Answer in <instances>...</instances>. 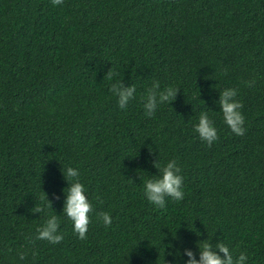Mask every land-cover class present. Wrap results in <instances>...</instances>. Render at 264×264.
Wrapping results in <instances>:
<instances>
[{"label": "trees", "instance_id": "1", "mask_svg": "<svg viewBox=\"0 0 264 264\" xmlns=\"http://www.w3.org/2000/svg\"><path fill=\"white\" fill-rule=\"evenodd\" d=\"M153 81L179 93L148 118ZM117 82L137 89L125 109ZM224 89L243 136L224 123ZM202 112L211 147L194 131ZM158 158L183 177L164 209L144 194ZM68 167L93 208L84 240L63 215ZM53 215L59 244L36 238ZM209 239L264 264V0H0V264H186Z\"/></svg>", "mask_w": 264, "mask_h": 264}, {"label": "clouds", "instance_id": "2", "mask_svg": "<svg viewBox=\"0 0 264 264\" xmlns=\"http://www.w3.org/2000/svg\"><path fill=\"white\" fill-rule=\"evenodd\" d=\"M53 5H61L63 0H51ZM116 73L111 68L105 79L113 80ZM255 80L247 82L248 87H253ZM110 91L118 99V105L121 109H125L130 100L135 98L137 91L134 84L132 86H125L122 82L114 83ZM179 90L172 87H167L161 90L159 81H153L152 86L147 89L146 95L142 98L144 106V114L148 118L155 115L158 105L164 104L171 100H175ZM236 89H224L219 92L218 105L223 114L224 123L236 135L243 136L246 129L244 128L245 118L241 109L243 104L236 100ZM194 131L199 135V138L206 141L209 147L214 141L218 139V132L212 120L209 119L207 113L202 112L199 116V122L195 125ZM150 154L152 149H149ZM152 166L158 169L159 174L153 176L152 179L145 181L144 194L147 200L160 209L166 207V198H171L175 201L184 199L183 177L180 175L181 168L177 161L171 160L166 164H162L159 158L152 163ZM62 173L68 182L69 187L64 190L66 199L64 201L63 215H65L73 225V231L78 234L79 239H86L88 226L90 224V213L93 211L92 204L89 202L85 194V188L79 181V172L71 167L66 170L62 169ZM44 193V192H43ZM46 199V207L53 209L52 201L49 200L48 195L44 193L42 200ZM56 200L60 197L56 196ZM45 208L35 206L32 212L35 214L44 212ZM106 227L112 225V218L109 213L100 212L97 214ZM59 221L56 215L50 216L44 225L37 229V239L48 241L51 244H59L63 240V235L59 233ZM197 247L200 249L199 259L196 254L189 250H184V255L188 257L186 264H245L247 260L246 253H241L238 258L233 257L229 247L222 242L212 244L211 240L199 242ZM220 253L223 254V258ZM19 259L24 260L25 255L19 254Z\"/></svg>", "mask_w": 264, "mask_h": 264}]
</instances>
